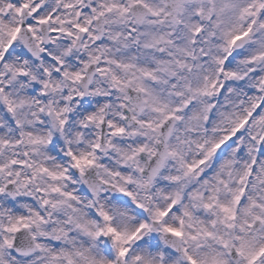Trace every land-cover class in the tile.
Returning a JSON list of instances; mask_svg holds the SVG:
<instances>
[{"label":"snow or ice","instance_id":"1","mask_svg":"<svg viewBox=\"0 0 264 264\" xmlns=\"http://www.w3.org/2000/svg\"><path fill=\"white\" fill-rule=\"evenodd\" d=\"M0 264H264V0H0Z\"/></svg>","mask_w":264,"mask_h":264}]
</instances>
